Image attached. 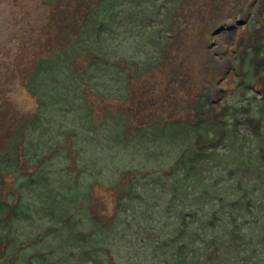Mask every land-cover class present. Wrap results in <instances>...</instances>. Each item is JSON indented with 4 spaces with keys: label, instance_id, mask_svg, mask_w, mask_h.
Returning <instances> with one entry per match:
<instances>
[{
    "label": "rangeland",
    "instance_id": "rangeland-1",
    "mask_svg": "<svg viewBox=\"0 0 264 264\" xmlns=\"http://www.w3.org/2000/svg\"><path fill=\"white\" fill-rule=\"evenodd\" d=\"M30 2L35 4L31 7L40 8L41 14L26 12L17 22L28 26V19L33 17L38 37L20 41L16 56L7 66L8 83L0 87V264H11L16 254L18 264H27L31 255L54 248L55 255L46 256L44 264H52L48 258L53 264H94L95 260L98 264L138 263L127 253L126 248L134 249L136 245L130 234H126L129 238L125 241L116 236L115 242L112 240L115 248L109 244L114 232L108 229H112L118 193L127 187L130 170L148 172L169 167L196 136L189 123L202 117L236 120L237 114L245 111L253 116L247 121L250 127L260 118L264 121V92L257 79L258 72L264 73V0H169L159 16L152 0H143L148 17H158V22L144 28V20L139 24V15L119 20L122 32L109 34L112 40L104 37L102 44L92 42L95 30L89 17L95 11L87 14L99 0H14L21 10ZM5 3L0 0V18L7 19ZM242 19L245 22L238 23ZM95 46L101 57L119 60L114 61L119 65L110 66L103 65L100 58L98 64L89 67L96 69L93 78L86 80L93 90H79L94 121L85 124L79 117L75 121L78 126H92L94 132H100V137L89 144L95 154L89 151L84 157L83 144L75 143L66 133L62 137L68 139L67 150L57 145L56 136L48 138L41 144L52 145L46 150L51 154L48 161L38 162V156L28 154L20 160L21 168L13 167V149L20 153L26 144H22V134L35 138L22 123L37 110L36 99L26 87L36 64L43 58L49 63L54 55L58 63L49 68L50 76L65 81L75 96L78 92L73 88L77 83L67 81V76L72 75L70 68L72 73L86 69L91 56L79 50L87 47L92 51ZM117 86H121V99L101 94L110 95ZM12 100L16 109L9 103ZM61 122L53 118L49 134L69 130ZM111 125L112 137L106 131ZM229 131L226 129L225 135H231ZM41 145L36 148L38 153L45 147ZM55 147L59 153L53 154ZM74 152L78 154L74 156ZM66 153H70L68 158ZM104 155L110 158L105 163L99 159ZM40 170L49 175V181L38 177ZM25 172L36 174L35 185L32 181L29 186L23 184L27 182ZM70 184L73 187L67 190ZM48 186H52L53 196L59 192L52 216L48 214L49 203L43 202ZM26 187L32 191L29 195L34 201L28 198L27 191H22ZM79 194L82 198L76 210L73 207L76 215L64 213L65 203L70 198L76 200ZM28 202L32 205L28 206ZM58 217L64 221L70 218L69 228L54 229L61 224ZM102 220L107 225L104 229ZM143 221L151 223L152 219L136 218L134 224H144ZM69 235L71 244L60 248L68 242L65 239Z\"/></svg>",
    "mask_w": 264,
    "mask_h": 264
},
{
    "label": "trees",
    "instance_id": "trees-1",
    "mask_svg": "<svg viewBox=\"0 0 264 264\" xmlns=\"http://www.w3.org/2000/svg\"><path fill=\"white\" fill-rule=\"evenodd\" d=\"M142 3L143 0H99L90 9L91 13L95 12L89 17V24L99 32L102 42H105L103 36L112 40L110 35L122 32L119 20L139 15L141 16L139 24L144 20L142 25L145 28L148 24L146 22L151 20L148 19L149 13L145 11ZM153 6L155 7L154 4ZM81 42L82 39L78 44ZM93 42L100 41L94 39ZM79 51H82V48ZM83 51L87 52V49ZM51 57L53 58L49 59V63L43 58L36 64L32 78L27 82L32 93L38 98L39 107L36 116L28 122L33 132L32 137L35 138H30L34 144L28 148L25 155L29 154L33 158L38 156L39 160L42 157L40 162L43 163L48 161L51 154L46 150L52 145L41 144L56 136L59 145L66 147L68 139L62 137L66 133L73 137L75 143L83 144L84 157L89 151L94 155L95 152L89 144L100 137V132H94L92 126L88 128L78 126L75 118L85 120V124L94 121L88 113L89 106L81 99L79 90L84 88L93 90L94 86L89 85L86 80L93 78L96 69L92 72L89 67L98 64L100 59L89 62L86 69L76 70V73H72L70 68L69 74L72 75L67 76V81L77 83L73 90L78 94L74 96L64 80L62 82L59 78L58 81V77L50 76L49 68L58 63L54 55ZM103 65L107 64L103 61ZM103 78L105 79L104 76ZM53 118L55 121L57 119L63 121L61 124L69 127L70 131L64 128L62 131L49 134ZM106 131L112 137V125L107 126ZM218 144L188 149L169 171L130 172L127 187L118 195L115 216L110 225L112 229H108V232H114L110 238V247L115 248L116 236L125 241L129 238L126 234H130L135 238V248L132 249V246H129V249L124 248L138 261L135 264H264V170L259 173L257 170L260 169H252L254 164L250 160L246 164L236 160L238 149ZM40 145L46 149L42 148L38 153L36 148ZM243 150L246 153H243L242 157L246 154V157L251 159L248 149L243 147ZM55 153L59 152L54 151L53 154ZM47 154L49 157L45 156ZM75 154L78 153L74 152V156ZM68 156L70 154L66 153L65 157ZM99 159L104 162L108 158L106 159L104 155ZM262 166L264 168V163ZM68 171L71 172L70 168ZM37 173L38 177L49 181L47 173H42L41 170ZM35 175V173L30 177L26 175L27 182L23 184L29 186V182L32 181L30 183L35 185L37 183ZM46 184L49 185V182ZM72 187L70 184L65 188L70 190ZM51 188L52 186L46 188L48 193H45L43 202L50 200L47 209H53L54 212L59 192H55L53 196ZM24 189L28 191L29 187ZM40 196L43 195L40 193ZM80 196L81 194L76 200L70 198L62 211L74 212L73 209L77 208L76 203L82 198ZM28 198L32 199L29 192ZM64 198L66 200V197ZM30 205L32 203L28 202V206ZM136 218L141 220L149 218L152 221L151 223L143 221L144 224L135 225ZM69 219L66 218L64 221L63 217H58L57 222L63 225L62 230L65 227L69 228ZM100 222L101 229L107 227L106 222ZM97 247H100L99 244ZM95 261L94 264L99 263L98 260Z\"/></svg>",
    "mask_w": 264,
    "mask_h": 264
},
{
    "label": "bare ground",
    "instance_id": "bare-ground-1",
    "mask_svg": "<svg viewBox=\"0 0 264 264\" xmlns=\"http://www.w3.org/2000/svg\"><path fill=\"white\" fill-rule=\"evenodd\" d=\"M5 9L8 12V18H0V87L4 86L8 82V74H7V66L12 63L13 57L16 56V49L18 44L21 40H29L32 38V40L36 37H38V33L36 31V27L34 26L33 17H31V20L28 19V26L23 22L19 23L17 20L21 16H23L26 12H30L29 15H33L32 12H37L38 14H41L40 8L30 5H35L34 3L30 2L23 5V9H19L15 6L14 0H5ZM46 8V7H45ZM89 14V13H88ZM26 16V14H25ZM26 22V21H25ZM15 23V26H14ZM47 23V22H46ZM10 25V26H9ZM34 26V28H33ZM238 27V26H236ZM237 34V33H236ZM16 37V38H15ZM236 35L234 36L233 41L236 39ZM17 39V40H16ZM16 40V41H14ZM16 44V46H15ZM83 51V50H82ZM85 55H89V52L83 51ZM6 58V59H5ZM6 67V68H5ZM28 78H32V74L28 76ZM6 88H9L8 85ZM32 92V90L30 89ZM12 95V94H9ZM36 95V94H33ZM10 97V96H9ZM9 103L13 105V107L16 109V102L13 100ZM34 116H31L28 120L24 121L22 124H27L30 120H32ZM29 127V125H28ZM29 130L33 134L32 130L29 127ZM31 134V135H32ZM26 145V144H25ZM13 153L17 155L19 152L13 149ZM119 195V193H118ZM91 199V197H90Z\"/></svg>",
    "mask_w": 264,
    "mask_h": 264
}]
</instances>
